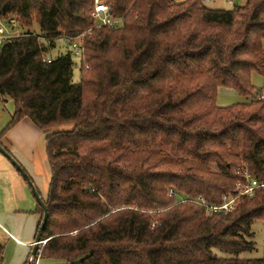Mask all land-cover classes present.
Returning <instances> with one entry per match:
<instances>
[{
  "label": "trees",
  "instance_id": "16d2710c",
  "mask_svg": "<svg viewBox=\"0 0 264 264\" xmlns=\"http://www.w3.org/2000/svg\"><path fill=\"white\" fill-rule=\"evenodd\" d=\"M107 2L120 27H96L95 0H0V21L40 27L0 46V99L15 103L0 143L25 118L55 128L33 264H264L241 258L256 248L264 187L212 209L243 169L264 183V93L252 81L264 74V0ZM61 37L71 49L52 57ZM220 87L248 101L219 106Z\"/></svg>",
  "mask_w": 264,
  "mask_h": 264
},
{
  "label": "rangeland",
  "instance_id": "374dc122",
  "mask_svg": "<svg viewBox=\"0 0 264 264\" xmlns=\"http://www.w3.org/2000/svg\"><path fill=\"white\" fill-rule=\"evenodd\" d=\"M247 0H205V4L211 8H219L230 10L236 6L246 4ZM26 29V30H25ZM20 25H4V28L0 32L14 35L24 33L27 30L38 33L40 32L39 24L35 23L31 28H25ZM74 47V46H73ZM71 49V41L61 37L56 40L54 50L51 56L56 57L61 53H65ZM80 70L75 65L74 80L78 82L80 80ZM253 84L257 89H261L264 93V74L254 72L252 75ZM248 99L242 96L236 89L229 87H220L217 96V103L219 106H231L237 103L246 102ZM14 101L8 99V101H2L0 99V132H2L12 120L11 114ZM55 129V128H54ZM52 129V130H54ZM17 159V156L14 155ZM23 166L27 175L31 178L35 187L38 189L40 194L46 196V190L50 183V172L45 171V164L41 159L37 158V161H21L17 159ZM10 167L12 170L7 169ZM213 169L217 168L213 166ZM20 177L26 188V194L22 193L17 186V177ZM5 183L8 184L9 190H6V198H10L11 207L13 214L16 218L14 223L17 227V210H25L22 218L18 220V225L24 226L23 235H18L17 230L9 227V230L17 238L13 239L9 236L2 228H0V264H26L29 263L33 248L29 245V242L34 239L36 234V223L38 224L39 219L36 221L35 212L37 210V199L35 198L33 189L28 181L27 177L21 173L9 159H7L2 153H0V197L2 193H5V189L1 186ZM8 191V192H7ZM20 191V192H19ZM18 192V193H17ZM18 194V195H17ZM48 194V191H47ZM18 196V198H17ZM28 199V200H27ZM1 206V205H0ZM1 208V207H0ZM42 213V212H41ZM32 219L35 221L32 223ZM254 233L253 240L255 241L256 248L253 251H246L241 254V258H261L264 256V220H256L252 226ZM44 244L41 245V247ZM219 256H225L220 250H216ZM65 261L62 259H41L39 258L36 264H64Z\"/></svg>",
  "mask_w": 264,
  "mask_h": 264
},
{
  "label": "crops",
  "instance_id": "0c3cea01",
  "mask_svg": "<svg viewBox=\"0 0 264 264\" xmlns=\"http://www.w3.org/2000/svg\"><path fill=\"white\" fill-rule=\"evenodd\" d=\"M175 1L183 2L185 0H175ZM243 5H246V4H243ZM214 9H219V8H214ZM14 110H15V104L13 105L11 114H13ZM52 132H53L52 129H48V130L41 129L35 124V122L32 119L25 118L19 124H17L14 128H12L3 138L4 145L11 151L13 156L14 155L17 156V159H20L21 161H29V162L31 161L35 162L37 161V158L41 159L42 162L45 164V171L48 172V169H49L50 183L52 179V168H51V164L49 161V155H48L47 136ZM7 169L12 172L10 167L8 168L7 166ZM50 183L46 190V196H43L41 194V196L43 197L45 201L48 198ZM1 186L5 189V193H2L0 197V205H1L0 206L1 207L0 208V228H2L7 234H9L10 237L17 240L14 234H12L11 231L9 230V227L17 230V237H19L18 235H23L24 226L18 225V220L22 218L25 210H17V227H16V224L14 223V219L16 218L15 217L16 215L13 214L12 209H9L11 207L10 198H6L7 196L6 190H9L8 184L5 183L4 185H1ZM17 186L19 190L21 189L20 191L22 193L26 194L25 185L21 181L19 176L17 177ZM47 191H48V194H47ZM36 203L38 207L35 212V216H36V221L37 219H39V222L38 224L37 222H35L36 223V234H35L34 239L29 242V245L32 248L34 247V244L37 241L38 228H39V224L42 221V213L39 210V203L38 202ZM34 221L35 219H32V223Z\"/></svg>",
  "mask_w": 264,
  "mask_h": 264
},
{
  "label": "built area",
  "instance_id": "2783aa9c",
  "mask_svg": "<svg viewBox=\"0 0 264 264\" xmlns=\"http://www.w3.org/2000/svg\"><path fill=\"white\" fill-rule=\"evenodd\" d=\"M92 17L96 21V27L100 29L106 26L120 27L124 20L123 17H116L112 13L111 7L108 4L107 0H95V8L92 12ZM4 25L5 23L0 21V31L2 30V28H4ZM10 25L16 26L18 25V23L15 19H12ZM20 35H22V33L10 35L5 31L4 33L0 32V46L4 40ZM80 37L81 36L77 37L74 40V47L72 46L77 56L81 55V48L79 44ZM49 61H51V59H49ZM242 174L244 175V180L237 183L235 193H228L225 196L224 203L221 206H212V209H214L215 211L225 212L233 211L236 207V202L240 197L254 196L258 188L264 187V183L259 182L248 169H243ZM172 194L173 191H171V195Z\"/></svg>",
  "mask_w": 264,
  "mask_h": 264
},
{
  "label": "water",
  "instance_id": "95a60500",
  "mask_svg": "<svg viewBox=\"0 0 264 264\" xmlns=\"http://www.w3.org/2000/svg\"><path fill=\"white\" fill-rule=\"evenodd\" d=\"M0 152L2 153V155H4L7 159H9L11 161V163L21 172L23 173L28 181L30 182V185L33 189L35 198L37 199V202L39 203V205L42 207L43 212H44V217H43V221L41 223L38 235H37V241L34 244L33 247V251L31 254V258L28 264H33L36 257L38 256L39 250H40V245L41 243H43L42 241V235L43 232L46 228L48 219H49V208L48 205L46 203V201L43 199V197L41 196L40 192L38 191V189L35 187L33 181H31V178L27 175L26 171L24 170L23 166L19 163V161L6 149L5 146H3L0 143Z\"/></svg>",
  "mask_w": 264,
  "mask_h": 264
}]
</instances>
